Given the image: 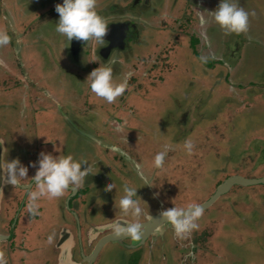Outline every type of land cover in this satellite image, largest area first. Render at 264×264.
<instances>
[{"label":"flooded vegetation","instance_id":"obj_1","mask_svg":"<svg viewBox=\"0 0 264 264\" xmlns=\"http://www.w3.org/2000/svg\"><path fill=\"white\" fill-rule=\"evenodd\" d=\"M52 1L53 4L47 5L50 9L46 12L50 19L57 17L58 13L54 11V5L61 2V0ZM202 1L203 0H96L97 11L108 22L107 30L103 37L104 44L98 46L94 40H90L87 43L78 40V49L75 47L71 49L72 39L70 40V55H72L74 60L79 58L80 50H85L83 57L89 62L90 66L92 65L95 68L98 66L99 62L102 63L101 60H104V63H108L112 59L111 55H117V53L120 52L125 53L133 44H136L137 48L141 41L144 40L141 35L146 36L149 34L150 29L154 28L158 34L161 33L160 40H164V42L158 44V41H155L154 50L153 46L145 50L148 54H145L146 56L143 55L141 59L130 68L132 74L129 76L132 75L133 78L129 79V76L126 77L127 83H130V85L135 80L134 76L143 77L139 72L135 73L133 69L139 62H146L147 66H145L143 70L145 69L144 73L148 74L147 72L150 71V67H153V70L150 72V81H152L153 84H145L144 87L153 89L154 86L164 81V72L172 68V60L168 59L177 55V50L180 47V35L183 33L186 35L189 34L187 30L190 28H194L190 33L192 40L193 38H197L198 47H194L197 51L196 53L202 54L203 52V54L214 56V52H217L218 55H215L213 58L217 57V61H221L220 57L222 58V55L220 56V53L212 45L210 46L208 38H206V41L205 39L203 40L205 37L204 30L210 24V21L206 19L204 23L200 22L202 17L199 12L203 8ZM212 2L213 6L211 10H214L216 8L214 4L218 3L219 0H212ZM240 2H244V0H240ZM12 17L15 19L13 24L18 30L22 29L20 25H23L24 22L30 24L33 19H29V16H16L15 14ZM133 17H135V19H133ZM26 18L29 20L26 21ZM24 30L25 33H23V35H21V31L18 34L20 35L17 41L19 45L24 41L23 38L27 34L25 27L23 32ZM169 31L173 32L172 38L166 41V32L168 33ZM248 36L249 35L246 34V38ZM243 41L244 40H242V43ZM7 47V44L0 45V68L2 66L7 67V59L3 56L7 53ZM241 48L242 46L236 45L234 48L227 49L229 57L235 60L234 66L227 64L228 68L233 66V68H229L230 72L228 76L230 73H232L233 76L237 74L242 76L243 71L239 64V52ZM222 51L224 50L222 49ZM27 54L30 59L31 56L29 53H26L22 58L14 57L12 59L13 63H16L15 65L19 67V62L21 60L29 62L26 58ZM63 55L64 54H62V56ZM86 55H89V57L91 56L92 60ZM155 55H163L164 57L161 56V58H166L168 63L158 61V58L154 57ZM118 60L119 58L116 59L117 62ZM33 62L34 61H31L30 67H26L28 73L25 79L22 80L20 78L19 81L15 80L14 84L18 85L12 87L14 91L13 89L7 90V92H12L13 94L21 96L25 106L33 110V117H35L33 121L35 120L37 123L32 124L30 126L31 128H25L22 124V129L25 131L23 136H25L30 129H34L29 132L31 137L29 139L23 138L22 140L18 138V142H16V137L11 136L15 141L10 138L12 141L11 144H9L7 138L8 134L10 135L9 129L5 127L3 133H0V155L2 162H7L8 154L11 151L16 152V159L20 164L27 167L26 178L20 181L21 184L29 183L30 177L34 174L35 167H30L28 165L30 161L33 162V164L35 163L39 152H50L52 155H56L55 149L50 146L54 140L52 139L45 142V140H42V136H39L40 132L37 131L40 126V121L47 116L50 117L49 115H52V119L56 111L52 101L48 104H44L41 100L36 99L39 98L36 95V91H40L39 89L37 90V87L40 83L43 84V82H45V78L40 77V80L31 81L35 79L34 77H30V75H32L31 71L34 70V67L31 66ZM103 65L105 66V64ZM22 68L23 67H20V69H18L19 73H17V76L22 72ZM86 74L88 73L86 72ZM86 77L87 76H85L84 80L86 84H83V82L81 83L83 87L81 93L75 94L77 98L73 100V106L76 109L74 111L80 112L72 114L70 116V121H66L69 131L70 129L71 131H79L74 134L77 135L80 133V137H83L82 146L85 149L90 148L92 139L96 141L98 146L102 147L108 142V139L111 138L109 136H117L120 134L119 128H127V124L123 125L122 122H119L121 119L127 120V118H129L127 116L121 117L120 114L114 116L113 112L109 111L111 113L110 116L106 115L104 118L101 117L93 120L92 112L86 113L89 108L92 109V106L95 105L92 96L91 99L87 98L88 101H86L85 95L88 96L92 94L88 88ZM136 81L139 82L137 78ZM241 82L240 78L236 82H233L235 83V90L236 88H243L246 90L249 87L248 90H253V88L256 87L258 91L253 95L251 91H249V95L245 94L242 99L234 95V101L226 106L227 112L230 108L231 113L235 115L243 113L242 115H245V118L253 111L259 112L261 119H256L254 122L261 121L264 123V81L261 84L254 83L252 85L251 81L248 83ZM230 87L234 90L232 85ZM86 89H88L89 92H87ZM7 92L0 90L1 110H7V99H4V97H7ZM227 93L231 95L230 90H226L225 94ZM117 99L119 102L115 101L113 105H124L125 102H127L126 99L122 97ZM45 110H47V112H44ZM107 110H109V108ZM77 116H80L83 123H85L83 127L76 123L77 120L75 119ZM199 116L200 113L197 117ZM197 117H194V119ZM192 119L193 117H190V122L187 121L184 124L186 127H182L183 124H181L179 128H182L180 130L183 131L191 128ZM47 120L53 125L52 120L50 121L48 118ZM130 120V128L132 127V130H138L137 132L140 140H142L141 142L147 145L148 148L152 147L155 139L146 137L145 133L139 131V128L135 126L136 121L133 119ZM223 120L225 124H220V129H218L216 125L218 122L212 119L209 125L205 126L202 130H197L198 132H195L193 138L188 139L187 137L192 134L194 130L183 139H175L172 141L173 143L164 142L162 145H156L157 151H161L159 147L163 149L165 145H167L168 150L165 154L163 164L161 168H159V172L157 173L158 169L155 168L151 171V182L155 184L158 177L160 178L158 180L159 182L154 186L151 185L152 187L145 184L151 193L150 198L147 199L142 193L140 195L137 194L135 197L141 208V214L137 217H131L121 213L117 203L119 197L116 196L114 192L117 190L119 181L123 179V174L128 173L127 167L122 164L123 160L128 158L132 160V164L133 162L137 163V156L132 153L117 156L116 162H114L113 157L108 158L106 156L107 152H104V154L102 153L101 157H95V160H93L91 149L87 152L88 159H86L87 154L84 157V159L89 162L90 170L94 173L93 178L96 181L100 182V184L108 182V184L113 183L114 185L113 189L109 192L114 198L115 206L118 207H116L117 211L108 212V210H105L102 214V220L98 222L93 221L94 219L90 217V212H92L90 204L92 197L97 196L96 194H99V192L96 189V185H92L88 182L87 177L84 178V183L76 191H65L62 196L57 198H41L37 214L32 215L26 211L27 190L23 187L7 184L3 185L0 196V254H2L5 264H167L168 255L172 264H205L208 261H210V264H219L218 257L223 258L221 264H241L242 262L240 260L236 261L235 258L232 261L227 258L224 259V249L221 247V242L216 241V239L221 240L222 235L227 232V229H225V226L228 224L226 220L233 217H235L238 223H240V220H243V226L246 229L247 226H252L253 230L255 229L257 231H259L258 228H260L262 230L260 236L261 238L264 237V128L259 131L255 129L252 133L250 130L246 131V129L243 132L244 134H246V132L251 133L249 137H246V140L249 138L246 142V144L249 143L248 150L242 149L243 145H241L242 151H234L235 155L233 154L237 166L247 165L246 168L250 167L249 172L251 174H249L248 171L244 172L247 175L236 172L228 174L227 171L229 169L236 168L237 166L233 165V163H226L225 166L209 164L208 156L210 154L217 156L219 151L216 149L217 147L215 145L209 148L205 146V143L210 141L209 136H212L214 138V143H218V146L222 149L218 141L226 137V122L231 119L226 118L223 114ZM230 130H233V127H231ZM138 136L135 135L133 138L137 140ZM134 139L132 141L134 142L135 149L140 153ZM186 139L190 140L193 145L192 151L190 153L188 152L187 158L183 156L184 141ZM227 140L228 139L225 138V141ZM127 146H130V144H127ZM113 147L118 148L114 143L112 145V148ZM259 148L263 151V158L260 157V159L257 157ZM195 153L199 155L196 156ZM140 154L142 155V153ZM95 155L98 156L97 153ZM86 164L84 166H86ZM210 165L211 167H207ZM204 171L217 173V176L215 174L213 180H211L212 183H209L205 188V199L203 198L205 196L198 193V191L201 190V186L197 183V179L203 178ZM159 173L164 177H160V175H158ZM232 175L259 179V182L250 185H232L225 192H221L219 197L210 206L202 209V211L214 206L221 196L230 195L233 188L240 196L245 195V193L244 190L242 191L241 188L238 187L254 188V192H246L245 190L248 196L247 199H244L248 200V202L243 203L240 201V203L236 205L237 209L232 210L235 205L234 200H232L222 202L226 203V205L223 206L221 215L214 218L207 216L208 211H206L204 213V218H198L196 221L198 225L197 228L192 230L184 239L175 237L172 226L169 223H162L160 222L161 220H159V222L157 221L159 219V212L165 208L171 206L185 207L189 204H200L204 202L217 191L218 187L226 178ZM96 177L101 179L97 180ZM110 177L116 180V182L110 180ZM185 178H190L193 182L185 183ZM181 180H183L182 183H180ZM126 184L133 187V184H130L127 177ZM190 185L191 187L188 188ZM32 187L34 188L35 185ZM102 188L104 189L103 186ZM179 192L181 193L178 194ZM107 197L106 195L104 198L107 199ZM252 197L255 201H252ZM250 198L252 200H250ZM116 221H121L122 224L133 221L141 224V238L133 240L127 236H114L112 226ZM222 226H224V229ZM169 230H171L172 235L171 241L168 244L163 242L162 238ZM256 234L257 233L254 232V236H256ZM131 244L132 246H130ZM248 250L252 252L250 248H248ZM111 251L119 252V257L121 258H119V260L118 258H113L112 253H110ZM225 260H227V263H225ZM255 260L256 258L247 260L244 261L243 264H258Z\"/></svg>","mask_w":264,"mask_h":264},{"label":"rangeland","instance_id":"obj_2","mask_svg":"<svg viewBox=\"0 0 264 264\" xmlns=\"http://www.w3.org/2000/svg\"><path fill=\"white\" fill-rule=\"evenodd\" d=\"M248 1L244 0V2H240V0H235L238 7L243 8L245 11L254 12V15H249L248 17L247 31L240 34L225 33L213 22L211 14L208 12L212 11V0L202 1L203 8L199 12L200 16L204 21H206V19L210 21V24L204 30L205 37L203 40L205 39L206 41V38H208L210 46L212 45L220 53V56L222 55V58L220 57L221 61H217V57L213 58L215 55H218L217 52H214V56L203 54V52L202 54L196 53L197 51L195 48L198 47L197 38H193L192 40L190 33L194 28H190L187 30L189 34L186 35L183 33L180 35V47L177 50V55L168 59L172 60V68L164 72V81L154 86L153 89L144 87L145 84H153V82L150 81V72L153 70V67H150V71L146 74L143 68L147 66V63L141 61L133 70L135 73L139 72L143 77L134 76L135 80L131 85L127 83L126 80L125 91L119 96L126 99L127 102H125L124 105H113L115 101L119 102L117 99L119 97L112 103H105L102 98L96 97L93 93L88 96L85 95L86 101H88L87 98L91 99L92 96L93 103H95L92 109L89 108L86 112H92L93 120L101 117L104 118L106 115L110 116L111 113L109 111L113 112L114 116L120 114L121 117H129H126L127 120L121 119L119 122H122L123 125L127 124V128H119L120 134L117 136H109L111 138L108 139V142L102 147L98 146L96 141L92 139L90 148L85 149L82 146L83 137H80V133L77 135L74 134L79 131H71V129L69 131L66 121H70V116L72 114L80 112L74 111L76 109L73 106V100L77 98L75 94L81 93L83 88L81 83L83 82V84H86V81H84L85 76H87L86 72L89 73L94 67L92 65L90 66L89 62L83 57L85 50H80L79 58L73 60L72 55H70V41L67 42L62 35L55 32V22L58 19V15L50 19L46 13L50 9L48 6L53 4L52 0H0V31L6 32L9 36L7 53L3 55L7 59V67L2 66L0 68V90L7 92V90L13 89L12 87L14 85H18L14 84L15 80L19 81L20 78L24 80L28 73L26 67H30L31 61H34L31 64L34 70H30L32 74L30 77H34L35 79L31 81L40 80L42 77L45 78V82H43V84L40 83L37 87V90L39 89L40 91H36V95L39 97L36 99L41 100L44 104H48L52 101L56 111L52 119V115H49L50 117L47 116L40 121V126L37 131L40 132L39 136H42V140H45V142L52 139L54 140L50 146L55 149L56 155L71 154L74 158L84 159L87 152L91 149L93 160H95V157H101L102 153L104 154V152H107L106 156L108 158L113 157L114 162H116L117 156H121L122 153L123 155L132 153L137 156V163L142 166V170L150 177L153 169L152 160L154 155L158 152L156 145H162L164 142L171 143L178 138L183 139L194 130L192 134L187 137L188 139L193 138L195 132L209 125L212 119L218 122L216 125L218 129H220V124H225L223 120L224 114L226 118L231 119L226 122L225 126V131L227 132L225 133V138L228 140L225 141V138H222L218 141L219 145L222 147L221 149L218 143H214V138L209 136L210 141L205 143V146L209 148L215 145L219 154L217 156L210 154L208 156V163L218 166H225L226 163H233V165L237 166V163L234 161V151H242V149L248 150L249 143L246 144V142L249 138L246 140V137H249L255 129L259 131L264 128V123L261 121L254 122L256 119H261L259 112L253 111L245 118V115H242L243 113L235 115L231 113L230 108L228 112L226 109V106L234 101V95L242 99L245 94L249 95V91H251L252 95L258 91L256 87H254L253 90H248L250 87L246 90L243 88H236L235 90V83L233 82H236L239 78L242 81L241 83H248L251 81V85L254 83L261 84L264 81V0ZM217 4L218 3L214 5L217 6ZM14 14L16 16H29V19H33L30 24L24 22L23 25H20L22 29L18 30L13 24L15 19L12 16ZM29 19L26 18V21ZM24 27L27 30V34L23 38L24 41L19 45L17 41L20 35L18 34L20 31L21 35L25 33V30L23 32ZM172 34V31L166 32V41L172 38ZM246 34L249 35L247 38ZM141 36L144 40L141 41L137 48L136 44H133L125 53L120 52L117 53V55H111L112 59L108 63H104V60H101L102 63L99 62L98 66H104L103 64H105L111 67L114 82L119 83L122 79H126V77L132 74L130 68L136 64L143 55L146 56L148 54L145 50L151 48V46H153V50L155 49V41H158V44L164 42V40H160L161 33L158 34L154 28L150 29L149 34L146 36ZM242 40H244L243 43ZM236 45L242 46L239 52V64L243 71L242 76L239 74L233 76L232 73L228 76L230 72L229 68H233L235 60L229 57L227 49L234 48ZM222 49L224 51H222ZM26 53H29L31 56L29 59L28 54L26 55L29 62L25 60L18 61L19 67L15 65L16 63H13L12 59L14 57L22 58ZM62 54L64 55L62 56ZM86 56L89 57V55ZM161 56L164 57L163 55ZM161 56L155 55L154 57H157L158 61L168 63V60H166V58H161ZM114 57L116 59L119 58L118 62H111ZM201 57L205 59L201 60ZM89 58H91V56ZM227 64L233 66L228 68ZM20 67H23L22 72L17 76ZM130 78H133L132 75L129 76V79ZM136 78L139 82L136 81ZM231 85L234 90L231 89ZM86 90L89 92L88 89ZM226 90H230L231 95H229L230 93L225 94ZM4 99H7V110H1L0 108V133H3L5 127L9 129L10 135L8 134L7 136L9 144L14 140L11 136L16 137V142H18V138L21 140L23 138L29 139L31 137L29 132L34 129H30V131L23 136L25 131L22 129V124L25 128H28L32 124L37 123V121H33L35 118L33 117V110L25 106L21 96L13 94L12 92H7V97H4ZM108 108L109 110H107ZM44 112H47V110ZM199 113L200 116L197 117ZM190 117H193L191 128L183 131L180 130L182 127H186L184 124L190 120ZM194 117L197 118L194 119ZM47 118L53 121V125H51ZM130 119L136 121L135 126L139 128V131L145 133L146 137L155 139L152 147L148 148L147 145L141 142L142 140H140L138 136V130H132V127L130 128ZM75 120H77L76 123L78 125L81 127L84 126L85 123H83L80 116H77ZM181 124H183V126L179 128ZM231 127H233V130H230ZM245 130H250L251 133L246 132V134H244L243 132ZM135 135L138 136L137 140L133 138ZM133 139L142 155L135 149L134 142L132 141ZM113 143L120 151L112 150ZM127 144H130V146H127ZM241 145H243L242 149ZM159 149L161 151L163 150L161 147H159ZM183 151V156L187 158L188 152L185 149H183ZM96 153L98 156L95 155ZM195 154L196 156L199 155L197 153ZM257 157L259 159L260 157L263 158V151L260 148ZM13 158H17V153L10 151L7 160ZM86 159H88V154ZM122 164L127 167L128 173L123 174V179L119 181L117 190L114 191L115 195L120 198L123 194L121 185L126 183L127 177L130 184L136 187V195L142 193L147 199L150 198L151 193L148 187L145 184L143 185L144 181L136 175L132 160L125 158ZM211 165L207 167H211ZM246 166L241 165L236 168L234 167L233 169H229L227 173L236 172L247 175L244 172L248 171V173L251 174L249 172L250 167L246 168ZM158 172L159 169L157 173ZM93 174L94 173L86 177L88 178V182L97 186L96 189L99 194H96L97 196H93L91 199L90 205L92 212H90V217L94 219L93 221L98 222L102 220V214L105 210H108V212H116L118 207L115 206L114 198L109 192L111 189L104 191L102 188V186L105 187L108 182L100 184V182L93 178ZM215 174L217 176V173L204 171L203 178L197 179V183L201 186V190L198 191L200 195L205 196V188L209 183H212L211 180H213ZM158 175H160V177L162 176L160 173ZM96 179L100 180L101 178L96 177ZM109 179L114 180L112 177ZM159 179L158 177L155 184L159 182ZM184 180L186 181L185 183L193 182L190 178H185ZM114 181L116 182V180ZM182 181L183 180H181L180 183H182ZM155 184L153 183V186ZM191 185L188 188H190ZM238 188H241L242 191L244 190L245 195L240 196L233 188L230 195L221 196L214 206L202 211V215L199 218H204V213L206 211H208L207 216H210V218L221 215L222 208L226 205V203H222L224 201L234 200L235 205L232 210L237 209L236 205H238L240 201L243 203L248 202V200L244 199H247L248 196L246 192H254L255 189L251 187ZM180 193L181 192L178 194ZM106 195L108 196L107 199L104 198ZM119 198L117 199V203ZM203 198L205 199L206 196ZM250 200L252 199L250 198ZM252 201H255L254 198ZM226 221L228 223L225 226L227 232L222 235L221 240L216 239V241L221 242V247L224 249V259L227 258L232 261L235 258L236 261L240 260L242 262L241 264H243L244 261L256 258V263L264 264V237L261 238L260 236L262 230L260 228H258L259 231L253 230L252 226H247L246 229L243 226V220H240V223H238L235 217L229 218ZM222 228L224 229V226H222ZM254 232L257 233L256 236H254ZM171 235V230H169L162 238V241L169 244ZM248 248H250L252 252H250ZM110 253H112L113 258H118V260L121 258L117 251H111ZM222 260L223 258L218 257L219 264H221ZM225 263H227V260H225ZM167 264H172L169 255L167 257ZM205 264H210V261Z\"/></svg>","mask_w":264,"mask_h":264},{"label":"clouds","instance_id":"obj_3","mask_svg":"<svg viewBox=\"0 0 264 264\" xmlns=\"http://www.w3.org/2000/svg\"><path fill=\"white\" fill-rule=\"evenodd\" d=\"M54 11L58 13L55 22V32L62 35L67 42L76 39L83 42L96 41L97 45L104 44V35L108 22L99 14L96 9V0H61L54 5ZM215 22L225 33L240 34L246 32L248 28V17L254 12L245 11L238 7L235 0H219L216 8L208 11ZM135 19V17H133ZM201 23L204 19L201 18ZM9 36L6 32L0 31V45L7 44ZM201 57V60H204ZM116 62L114 57L111 61ZM89 90L105 103H112L121 96L126 88V79L119 83L114 82L110 66H97L93 68L86 77ZM193 148L190 140L184 141V149L191 152ZM113 151H120L113 147ZM167 145L162 151H158L152 160V167L161 168ZM123 154V153H122ZM126 155V154H125ZM87 162V164H86ZM86 164V166H84ZM28 166H34V174L30 177L28 184H21L20 181L26 178L27 167L13 158L6 163H0V186L12 185L25 188L26 191V211L30 215L37 214L39 201L43 197L57 198L65 191L77 190L83 183L84 178L91 173L89 162L83 158H74L71 154L52 155L50 152L41 151L37 154V160L29 162ZM136 175L144 181L143 185H153L151 177L146 175L142 166L133 162ZM35 185L33 188L32 186ZM114 187L113 183L107 184L104 191ZM122 195L118 200V207L122 214L137 217L141 214V208L135 199L136 187L121 185ZM202 215L200 204H189L185 207L171 206L159 212L161 222H167L172 226L173 234L178 239H184L192 230L197 228L196 221ZM113 235L116 237H130L133 240L141 238L142 226L133 221L122 224L116 221L113 224ZM0 264H5V260L0 254Z\"/></svg>","mask_w":264,"mask_h":264},{"label":"water","instance_id":"obj_4","mask_svg":"<svg viewBox=\"0 0 264 264\" xmlns=\"http://www.w3.org/2000/svg\"><path fill=\"white\" fill-rule=\"evenodd\" d=\"M77 44H78V40L73 39L72 40L71 49H73L74 47L76 49H78L77 48ZM0 163H3L2 160H1V155H0ZM256 182H259V179L244 178V177H242L240 175L229 176L228 178H226V180H224L222 182V184L218 187L217 191L210 198H208L204 202L200 203V205H201L202 209L207 208L208 206H210L219 197L221 192H225L227 189H229V187H231L234 184H247V185H250V184L256 183ZM2 187H3V185L0 186V196H1ZM159 220H160V218L157 221L159 222ZM162 223H164V222H162ZM157 224H159V223H157ZM130 246H132V244Z\"/></svg>","mask_w":264,"mask_h":264}]
</instances>
